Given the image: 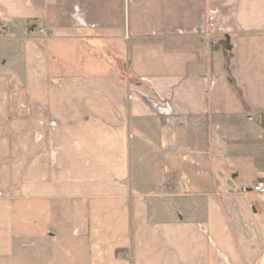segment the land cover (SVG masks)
Masks as SVG:
<instances>
[{
	"label": "crops",
	"instance_id": "crops-1",
	"mask_svg": "<svg viewBox=\"0 0 264 264\" xmlns=\"http://www.w3.org/2000/svg\"><path fill=\"white\" fill-rule=\"evenodd\" d=\"M0 264H264V0H0Z\"/></svg>",
	"mask_w": 264,
	"mask_h": 264
},
{
	"label": "built area",
	"instance_id": "built-area-1",
	"mask_svg": "<svg viewBox=\"0 0 264 264\" xmlns=\"http://www.w3.org/2000/svg\"><path fill=\"white\" fill-rule=\"evenodd\" d=\"M0 32H2L3 34L5 33L4 29L2 26H0ZM255 191L259 192L261 194H264V183L261 182L259 183L256 187H255Z\"/></svg>",
	"mask_w": 264,
	"mask_h": 264
}]
</instances>
